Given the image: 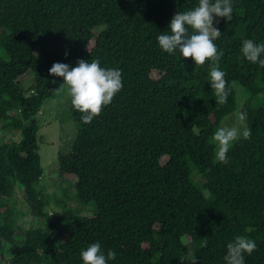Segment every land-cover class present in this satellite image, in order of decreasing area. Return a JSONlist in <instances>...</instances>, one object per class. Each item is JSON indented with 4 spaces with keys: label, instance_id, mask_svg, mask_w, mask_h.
<instances>
[{
    "label": "trees",
    "instance_id": "16d2710c",
    "mask_svg": "<svg viewBox=\"0 0 264 264\" xmlns=\"http://www.w3.org/2000/svg\"><path fill=\"white\" fill-rule=\"evenodd\" d=\"M198 3L0 0V121L21 134L19 142L0 139V243L15 249L0 264H84L81 251L96 242L117 254L108 264H226L237 235L257 245L245 264H264V100L244 103L251 137L230 146L228 163L217 161L212 137L236 112L235 89L217 106L213 62L196 65L158 44L176 12ZM231 3V21L216 17L220 68L229 84L264 94V67L242 53L245 39L264 43V0ZM92 58L121 70L123 87L89 124L71 109L78 133L71 152L58 155V175L73 176L77 200L93 203L84 215L36 187L43 175L36 115L65 82L50 75L52 65ZM27 73L34 78L24 90ZM17 187L43 227L18 223Z\"/></svg>",
    "mask_w": 264,
    "mask_h": 264
},
{
    "label": "clouds",
    "instance_id": "9594fccd",
    "mask_svg": "<svg viewBox=\"0 0 264 264\" xmlns=\"http://www.w3.org/2000/svg\"><path fill=\"white\" fill-rule=\"evenodd\" d=\"M233 5L231 0H199L198 6L193 9L178 10L170 22V32L161 33L157 40L160 48L168 54L177 50L183 58H192L196 65H204L206 60L213 63L210 66V83L216 97L217 106L227 102L228 96L236 82L231 84L226 80V73L221 70L219 61L224 56L219 51L214 40L220 37L221 32L214 27V17L233 19ZM218 23V21H216ZM191 30V31H190ZM242 53L247 61L259 63L264 67V43L257 44L252 39L242 42ZM66 57L68 53H65ZM49 73L55 77H62L64 83L56 91L67 86L72 106L82 113L81 120L89 124L98 117L103 108L110 105L114 96L123 87L122 72L119 69L103 68L99 59L88 62L78 60L76 67L70 64L54 63ZM55 83V81H53ZM245 115L239 117L244 120ZM243 138L251 137V129H245ZM241 133L237 127L218 128L212 140L218 145L215 156L217 161L228 163L227 153L230 146L240 139ZM257 248L256 242L244 235H237L227 244V254L224 257L226 264H245L244 254L251 255ZM116 253L108 250L105 255L99 242L92 243L86 250L81 251L84 264H108L116 259Z\"/></svg>",
    "mask_w": 264,
    "mask_h": 264
},
{
    "label": "rangeland",
    "instance_id": "374dc122",
    "mask_svg": "<svg viewBox=\"0 0 264 264\" xmlns=\"http://www.w3.org/2000/svg\"><path fill=\"white\" fill-rule=\"evenodd\" d=\"M216 21L217 18L214 17V27L217 26ZM93 45L94 41L92 40L87 45V48L91 49ZM152 75L155 78L159 77V73L157 72H153ZM33 78L34 76L32 73H27L21 78L24 90L28 89L32 85ZM234 89L236 112L227 116L220 127L235 126L242 135L243 131L246 129L244 121L239 119L242 115V106L249 99H252L254 105H261L264 100V94L252 96L238 83H236V87ZM71 109V97L68 95L67 86H65V88L59 91L55 96L45 100L40 112L36 115V119L39 124V131L37 133L38 152L43 168V175L36 187L45 195H53L52 199L61 198L69 207L76 210L83 209V214L89 215L92 214V208H94V205L93 203L84 205L77 200L75 189L70 188L75 182V178L73 176L60 178L58 175V155L60 152L64 155L71 152L73 143L78 133V125L73 119ZM4 124L5 123L3 121H0V139L2 138V141L9 143L19 142L21 134L13 129H2ZM212 143L214 144L216 151L218 145L214 141H212ZM194 179L200 180L198 176H195ZM64 189L68 190L67 196L64 195ZM15 200L17 202L15 207L19 224L24 226L25 229L44 226L43 223L38 220H33L30 217L29 208L20 187H17ZM51 212H53V210ZM21 238V233H16L15 239L20 240ZM14 250V247L10 244L1 242L0 258H10L14 253Z\"/></svg>",
    "mask_w": 264,
    "mask_h": 264
}]
</instances>
